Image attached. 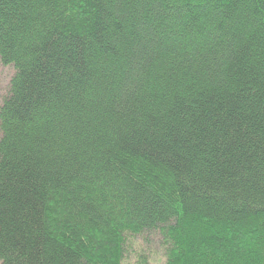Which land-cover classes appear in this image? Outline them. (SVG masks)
<instances>
[{"label": "trees", "instance_id": "trees-1", "mask_svg": "<svg viewBox=\"0 0 264 264\" xmlns=\"http://www.w3.org/2000/svg\"><path fill=\"white\" fill-rule=\"evenodd\" d=\"M0 264H264V0H0Z\"/></svg>", "mask_w": 264, "mask_h": 264}, {"label": "rangeland", "instance_id": "rangeland-1", "mask_svg": "<svg viewBox=\"0 0 264 264\" xmlns=\"http://www.w3.org/2000/svg\"><path fill=\"white\" fill-rule=\"evenodd\" d=\"M11 73V68L0 64V85L5 83V80Z\"/></svg>", "mask_w": 264, "mask_h": 264}]
</instances>
